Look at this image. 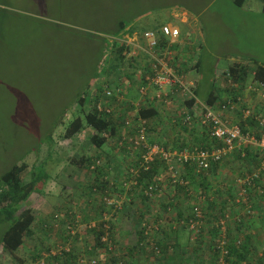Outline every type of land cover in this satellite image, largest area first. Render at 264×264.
<instances>
[{
    "label": "rangeland",
    "instance_id": "1",
    "mask_svg": "<svg viewBox=\"0 0 264 264\" xmlns=\"http://www.w3.org/2000/svg\"><path fill=\"white\" fill-rule=\"evenodd\" d=\"M260 5V0H247L242 6L236 5L234 0H0V180L7 170L22 162L28 165V171L37 166L38 174L50 176L47 184L41 186L42 191L34 192L29 198L28 206L33 208L38 221L32 227L34 232L16 254L8 253L1 244L10 223L0 220V264L13 261L34 264L32 258L35 261L50 247L69 241L66 225L72 215L70 212L81 214L75 204L90 198L87 187H81V195L76 193L78 182L88 178L81 171L87 176L92 171L79 168L72 159L75 153L95 156L98 152L94 146L89 148L91 129L69 139L64 137L65 128L78 110L76 100L81 93L89 86L91 90L105 84V75L99 76L100 66L108 54L114 52L117 57L115 51L120 46L113 42L124 43L120 40L127 35L123 32L115 37L120 21L145 30L149 28L146 21L162 22L163 15H175L181 12V7H191L196 13L187 12L198 21L197 28L202 27L195 38L206 45V74L216 67L220 74L225 65L240 58L251 68L264 65V12L258 10ZM195 38L193 35L192 39ZM122 55L125 59L119 69L110 72L112 79L120 78L121 71L127 73L125 51ZM61 116L53 132L52 146H49L51 129ZM178 132L186 130L183 127L178 131L166 129L165 139H171V135ZM166 141L163 145L174 147ZM103 162L101 160L100 165ZM245 167L250 168L246 164ZM24 178L28 181L30 174ZM213 183L209 185L210 190H214L218 181ZM60 202V209L52 212V218L44 227L47 230L53 227L58 233L64 228L67 238L51 235L49 238L45 234L41 238L44 228L41 229L40 218ZM88 225L82 220L76 236L82 229H88ZM262 237L263 233L260 239ZM73 241L74 245L79 244L80 250L92 244L85 240L84 245H80L83 244L81 239ZM120 242L118 240V249ZM196 243H190L191 247H205L203 257L209 264H215L210 242ZM151 256L153 264H160L162 255L160 258ZM253 258L256 263L264 264V256L259 260Z\"/></svg>",
    "mask_w": 264,
    "mask_h": 264
},
{
    "label": "built area",
    "instance_id": "2",
    "mask_svg": "<svg viewBox=\"0 0 264 264\" xmlns=\"http://www.w3.org/2000/svg\"><path fill=\"white\" fill-rule=\"evenodd\" d=\"M181 12L175 15H168L167 21H164L158 27L146 29L143 32V40L147 43V51L154 57L150 72L144 76V81L139 86V95L141 101L136 103V107L140 110L143 102L150 100L151 89L156 87L159 89V96L162 95L164 105H169L177 92L182 93L184 101L193 99V106L184 107L181 113V124L183 126L194 127L198 122L208 128L214 144L211 147H203L194 145L185 148L165 147L159 143H151L149 141L148 120L141 117L139 111L135 115H128L124 119L123 137L119 141V145L124 147L127 144L128 149L132 153H137L135 167H129L130 173L140 175L141 170H147L159 159L165 164V175H169L171 184H180L187 187L189 195L196 197V202L190 213L183 219L175 220L177 227H187L190 232V243L194 245L210 230L217 229V243L212 245V251L217 256V264H231L227 261L230 254L228 245L232 243L233 236L229 231L230 223L233 225H241L245 218L256 212L258 206L264 207V83L255 79L254 74L251 75L244 86L232 80L229 68L224 70L222 75L227 95L214 104L199 100L193 82L189 81L185 73L178 71L175 66L170 64V52L166 54L169 45L172 43H180L183 36L192 39L195 35L197 20L193 18L186 9L180 8ZM175 20L177 23H174ZM127 36V37H126ZM125 39L120 41L124 43H135L137 40L130 38L129 33ZM165 43L166 51L162 56L157 55L160 45ZM238 90L236 95L232 90ZM226 91V90H225ZM95 97L94 106L99 113L106 115H115V108L110 102V98L114 95L123 97L124 89L121 85H117L115 90L110 86L102 84L101 87H93L91 90ZM143 101V102H142ZM141 102V103H140ZM254 122V124H252ZM242 123L245 125L246 130ZM254 125L255 128L249 127ZM128 128L135 129V133L130 134ZM103 135V134H102ZM129 145V146H128ZM256 149L260 157V165L252 167L245 175H240L235 179L236 195L234 196V204L237 213L224 210L220 212V200L214 201L215 196L205 193L195 194V191L189 188V180L182 175L183 167L187 164L194 165L197 172H208L213 164H222L229 159L232 153L238 149L242 150L243 157H247L245 149ZM252 149V150H253ZM101 164V160L97 161ZM92 169L95 165L91 166ZM113 185V184H110ZM127 185V183H125ZM146 193L152 195L151 189ZM103 202L108 209L116 212L121 208L122 201L111 191H107V195L102 196ZM214 201L218 204L213 211V215L209 214L205 204ZM240 209V212L238 213ZM112 213L108 210L102 212L99 222L93 221L89 224V228L100 227L102 234L100 236L101 246H90L80 250L74 245V239H77L76 233L82 224L80 214L71 217L68 221L67 230L70 236L68 243H59L50 247L46 253L39 259L33 261L34 264H129L124 258L119 257L117 241L112 236ZM174 220L173 218L171 221ZM164 220L158 222L145 223L140 247H145L158 258L162 255V249L155 238L161 230ZM235 244L241 247L244 239L235 237ZM196 243V244H197ZM199 244V243H198ZM103 251V258L97 255L87 254V251ZM216 250V251H215ZM81 252V253H80ZM8 264H16L15 261ZM31 264V263H29Z\"/></svg>",
    "mask_w": 264,
    "mask_h": 264
},
{
    "label": "crops",
    "instance_id": "3",
    "mask_svg": "<svg viewBox=\"0 0 264 264\" xmlns=\"http://www.w3.org/2000/svg\"><path fill=\"white\" fill-rule=\"evenodd\" d=\"M252 6L253 5H250L251 10H253ZM186 9V11L190 10L189 8ZM258 10H260V13L264 12L263 4L260 5V7L258 6ZM191 12L194 14L196 13L194 10H191ZM163 17L164 18L162 22L168 20V15H163ZM162 22L157 21L156 19H150L149 21H146V27H158ZM129 28L133 30V32L129 31L130 38H134L137 41L135 43L116 44L118 46L126 47L124 51L128 58L127 73L121 71V77L118 79L115 77L112 79V77H110V72L109 74L107 73L105 75V84L110 86L112 90H115L117 85H121L124 89L123 97L114 95L110 98V102L115 108V115L112 118L116 122L118 120V125H120V121L124 117L128 115H135L139 111L136 107V103L141 101L139 95V86L141 82L144 81L143 77L150 72L152 62L154 60V57L147 51V43H145L143 40V32L146 29L143 30L138 26H130ZM194 29H196L193 31L194 34H196V37L200 29L202 30V27H196ZM166 46L168 45H165V43L161 44L159 50H157V55L162 56L163 52L166 51ZM168 52H170V55H168L170 58V64L172 63V65L175 66L178 71L185 73L187 79L193 82L195 92L196 90L199 92L196 93L199 97V100L204 102H206V98L212 90L216 91L218 101H220V97L223 98L226 96L227 91H225L226 87L222 77L224 70L229 68L235 62H245L241 61L243 58H240V60L225 65V69L220 72V74H218L219 69L216 67L211 69L210 72L207 73L209 74L207 76L204 67L205 63H207L206 45L199 38L189 39L183 36L180 40V43H172L169 45V49L166 54H168ZM251 73L254 74V72ZM151 91L152 97L150 98L149 102L142 101L143 103H140L142 104V107H145L147 103L155 105V108L160 111V115L152 122V129L150 131V137L152 139L155 141H160L161 144H164V141L167 140L166 144H172L175 146L177 144L193 143V141L196 140L194 139L195 137H197V139H204V137H207V134L204 130L208 128H205V126L198 122L195 125L196 131L194 130L195 132L193 133L191 130L193 133L192 135H190V132L188 131L184 133L178 132L171 135V139H165L166 129L173 128L177 129V131L180 130V127L185 129V127L181 124V113L184 107L188 106V100L184 101L185 96L182 93L177 92V95L173 98V101L169 103V105H164L161 100L162 95L160 97L158 94L159 89L153 86ZM249 127L255 128V126L251 124ZM119 133H121V130ZM116 140L119 141V139ZM116 140L113 139L112 142H107L101 149H97V155H90L92 158L100 156L101 160L104 161L102 164L103 167L101 168L102 174L96 176L93 171H91V173L88 171L90 175L87 176L85 171L80 170L82 174L88 178L83 182H78L79 187L77 186L76 193L79 192L81 195V193H83L81 187H87V190L89 191L88 197L90 198H88L86 202H79L78 204H75V207L85 214L86 217H84V220L88 224L96 221L99 217V209L104 208L103 204L101 203L102 193L97 187L101 188V185L105 184L107 181L117 182L118 180H121L129 167L136 164V157L138 154L132 153L131 151H128V149H124V147H121L119 144L116 145ZM252 149L253 148L249 149L253 153L252 156L247 158L246 156H242V150L236 149L229 159H226L222 164H220V169H218V171L215 173L213 172V174L209 173V176L211 177L210 187L212 184L214 185V179H220V183L219 181L216 183L217 186L214 188V190H210L209 186L207 187V190H209L207 194H215L217 197L214 195V201H221L219 203L220 212L226 209L229 212L232 211V214L237 213L236 208H234V196L236 195L235 179L240 175H245L248 173L252 166L255 167L260 165L261 159L259 154L256 149ZM246 151L247 150L245 149V152ZM245 164L247 167L250 166V168L246 169ZM165 169L166 168L164 164L159 166L158 178L164 179L165 173H163V170L165 171ZM92 186L95 189L97 188V192L91 191ZM195 187L200 190V192L207 191L205 184L196 183ZM172 190L165 185V188H161L156 194L157 196L159 195L158 198H155L149 203H143L138 200L132 201V198L130 196L128 197L126 193L122 194L124 209L123 211L116 212L114 215L112 214L113 224L116 228V238L119 239V242L121 241L120 247L118 249L119 257L126 259L128 263L130 262V264H153L151 256L152 252L148 249L145 250L140 248L139 246V242L142 239L141 230L145 223H155L160 220H164L162 223L164 224L162 229L155 237L164 250L162 258L159 259V261H161L160 264H209V261L205 260V257H203L205 254V247L201 245L195 246L194 248L191 247L189 242V229L187 227L179 228L174 223L175 220L186 217L190 213L193 204L196 202V197L185 193L181 194V192L176 194L175 190ZM215 190L217 191L216 193ZM218 193L220 194L218 195ZM214 201L205 204V209L207 208V212L212 215L215 207L218 206V204H215ZM60 205L61 202L54 207L52 206V208L49 209L50 211H45V216L40 218L42 227L38 223L39 228H44L45 222H49L48 219H51L53 216L52 212L56 209H60ZM167 206L171 207L173 211L170 210L171 212H167ZM256 209L258 210H256L254 214L245 218V220L242 222L243 224L233 225L230 223L229 226V231L233 236V242L235 241V237L238 236L244 239V243L246 244L243 245V247L247 246L248 248L245 249V254H248L249 259L254 261L253 264L256 263L255 258L253 257H256V259L259 260V258L262 259L264 256V237L260 239L262 233L264 236V207L261 208L258 206ZM239 212L240 209L238 213ZM172 218L174 220L171 221ZM259 226H261V230ZM52 229L53 227H48V230L46 228H44V230L42 229L41 238H43L44 234L49 235V238L50 235L63 239L67 238L64 228L62 232L59 233L58 231H54ZM257 229H259V233L257 232ZM210 231L211 232L207 233L201 238L202 242H208L209 240L213 239L214 235L217 234V229ZM89 233L90 230L88 225V229H82L76 240L81 239V243L83 244L80 245H84L85 240L92 243L87 248L92 245L96 247L93 234ZM79 247L80 246L78 244L77 248L80 249ZM241 247L239 249H241ZM87 254L97 255L100 258H103L104 256L102 250L87 251Z\"/></svg>",
    "mask_w": 264,
    "mask_h": 264
},
{
    "label": "trees",
    "instance_id": "4",
    "mask_svg": "<svg viewBox=\"0 0 264 264\" xmlns=\"http://www.w3.org/2000/svg\"><path fill=\"white\" fill-rule=\"evenodd\" d=\"M246 0H234L236 5L242 6L243 3ZM263 4V11H264V0H260ZM190 10H193L191 7L187 6ZM129 28V25H127V22L122 20L119 22V31L117 34H115V37L121 36V34L129 33V31L133 32L131 28ZM108 43V41H107ZM113 43H118L117 41ZM125 46H120L115 51L118 53L117 57L115 56L114 52L112 55L105 56V62L103 65L100 66L99 76L106 75L107 73L111 72L114 69H119V66H121L123 60L125 59V55H122ZM232 80L236 83H238L241 86H244L246 83L249 75L251 72H254L255 79L261 81L264 83V65L263 64H257L253 68L250 67L249 64H245L242 62H235L229 67ZM98 76V77H99ZM89 89V90H88ZM228 91L227 89H225ZM234 93L233 95H236L238 90L234 89L232 90ZM196 93H199L196 90ZM216 91L212 90L207 98L206 102L208 104H214L217 100ZM95 97L92 95L90 91V86L85 90L76 100V105L78 107V110L74 113L73 119L66 125L65 128V138L73 139L78 134L83 132L86 129H91L92 133L88 134V142H89V148L90 146L96 147V149H101L107 142H112L113 139H119V141L123 137V126L125 123L123 122L124 119L127 117H124L120 121V125L117 124V122L112 118L111 115H106L103 113H99L95 106ZM149 102V100L147 101ZM188 106H193L194 100L190 99L187 101ZM160 111H158L155 108V105L147 103L145 107L140 108L139 114L141 117L148 120V131H149V141L151 143H159L160 141L154 140L150 137V131L152 129V122L155 120L159 115ZM59 118V121L53 126L50 132V139H49V146H52L53 143V132L54 129L58 126V124L61 122ZM254 124V122H252ZM244 130H246L245 125L242 123ZM183 126V125H182ZM186 132H190V135H192L196 129L194 127H188L184 126ZM203 127V126H202ZM206 128V127H205ZM204 128V129H205ZM121 130V133H119ZM128 132L130 134L135 133V129L128 128ZM192 130V132H191ZM195 130V131H194ZM208 129H205V133L207 134V137H204V139H197L195 137L193 143L188 144H177L174 147L175 148H185V147H191L194 145H200L203 147H211L214 144V140L211 138ZM103 134V135H102ZM117 141V140H116ZM119 141H117L116 145L119 144ZM115 143V141H114ZM163 145V144H162ZM129 146V145H128ZM165 146V145H164ZM168 148V145L165 146ZM124 149H128L127 144L124 146ZM128 151H130L128 149ZM247 157L252 156V151L249 149L247 150ZM246 157V158H247ZM101 160L100 156L93 157L90 155H87L85 152L81 153H75L73 156L72 162L76 163L79 168H84L86 170H92L96 176H99L102 174L101 168L102 165L97 164V161ZM164 164L162 161L157 159L149 169L147 170H141L140 169V175L133 176L132 173H130L129 169L126 171V174L124 175L121 180L116 181H107L105 184L101 185V188L97 187L101 193L102 196L107 195V191H111V193L115 194L121 201V208L118 209L116 212L123 211L124 209V202H123V195L126 193V195L132 198V201H140L143 203H149L150 201L154 200V197L157 198V193L160 191V189H164L165 185L170 188L172 191L175 190L176 194H188L187 187L180 184H171V179L169 175H165L164 179L158 178V170L159 166ZM95 165V168L92 169L91 166ZM135 167H140L139 164H134ZM165 165V164H164ZM37 166H34L32 170L28 171V165L24 162L15 164L11 169L7 170L1 177L0 180V220L7 221L10 223L8 229L4 232L1 244L3 248L11 254H16V252L25 244L26 238L34 232L32 227L34 223L37 221V215L35 214L32 207L28 206L29 204V198L34 192H41V186L44 184H47V182L50 179V176L46 173H43L42 175L38 174L37 172ZM187 169V170H186ZM220 169V164H213L212 168L210 169V174L215 173ZM30 174V178L28 181H25V176L27 174ZM208 172L199 173L197 172V168L194 165L187 164L186 168L183 167L182 175L184 178L189 180V188L195 191V194L199 193H205L209 190H207L210 183V174ZM220 179H214L213 182L219 181ZM42 183V184H41ZM127 183V185H125ZM196 183L205 184V188L207 191L200 192L195 187ZM113 184V185H110ZM100 185V184H98ZM97 188H91L92 192H97ZM151 189L152 195H149L146 193V190ZM200 189V188H199ZM96 190V191H95ZM118 190V191H117ZM87 193L89 194V191L87 190ZM220 193H218L219 195ZM101 196V198H102ZM159 196V195H158ZM101 203L103 204L104 208L99 209V217L96 220L99 222L102 212L105 210H108L113 215L116 213L112 211L111 209H108L104 202L103 198L101 200ZM27 204V205H26ZM173 204V203H172ZM168 207V206H167ZM166 207L167 212H169L171 207ZM173 211V210H172ZM171 212V211H170ZM72 215L71 217H75L77 212H70ZM81 218L84 220L85 214L81 211ZM112 215V216H113ZM145 217V215H144ZM113 217H111L112 219ZM184 218V217H183ZM181 218V219H183ZM179 220V219H177ZM163 225H161L162 227ZM45 228V227H44ZM144 226L142 227V234H143ZM162 229V228H161ZM89 234H93L94 242H96V246L103 245L100 242V236L102 234V229L100 227L92 228L90 229ZM112 236L116 238V228L115 225L112 224ZM214 235L213 239L209 240L210 242V248L212 249V245L217 243L218 238ZM119 240V239H118ZM158 242V241H157ZM246 242V241H245ZM118 243V241L116 242ZM141 241L139 242L140 246ZM159 244V242H158ZM244 243L243 245H245ZM160 245V244H159ZM191 245V244H190ZM240 247L235 244V242L232 241L230 245H228V249L230 250V254L227 257V261L231 262V264H243V262H246V264H253L254 261L252 259H249V255L245 254V249H248L247 246ZM161 247V245H160ZM141 248V247H140ZM162 249V247H161ZM164 250L162 249V252ZM216 251V250H215ZM213 252V251H212ZM163 255V254H162ZM216 256V254L214 253ZM215 264H217V256L215 257ZM254 264H262L258 261V263Z\"/></svg>",
    "mask_w": 264,
    "mask_h": 264
}]
</instances>
